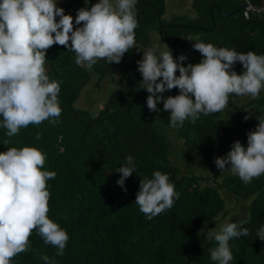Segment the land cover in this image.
Segmentation results:
<instances>
[{"label": "trees", "instance_id": "1", "mask_svg": "<svg viewBox=\"0 0 264 264\" xmlns=\"http://www.w3.org/2000/svg\"><path fill=\"white\" fill-rule=\"evenodd\" d=\"M120 1L114 12L70 0L113 43L91 59L77 28L49 25L44 14L35 16V40L14 52L0 0V264H264V89L232 102L254 79L264 82V13L214 8L212 18L214 3L227 13L245 0H194L197 17L172 22L210 27L201 30L168 25L163 0ZM140 5L145 20L129 35L146 47L155 31L167 46L154 91L122 42L121 30L143 19ZM89 68L97 88L114 69L125 81L94 115L74 106ZM223 71L227 94L218 90ZM211 93L230 109L249 108V120L234 125L217 105H195ZM196 151L207 165L229 151L242 169L218 179L185 174L170 159ZM222 188L250 199L249 213L217 231L228 213Z\"/></svg>", "mask_w": 264, "mask_h": 264}, {"label": "rangeland", "instance_id": "2", "mask_svg": "<svg viewBox=\"0 0 264 264\" xmlns=\"http://www.w3.org/2000/svg\"><path fill=\"white\" fill-rule=\"evenodd\" d=\"M6 1V0H5ZM55 5L53 7L56 8V12L50 15L49 11H52L51 8H47L44 10L42 5L37 6V1L35 0H9L6 4L5 10L8 16V24L12 27L13 30V39L11 42V46L14 52L28 46L31 44L39 30H37L36 24L30 22L31 16H36V14H44L48 21L51 22L50 25L56 26H64L69 24V22L74 21L76 18L75 15H72L71 9L64 4V2L70 3V5L77 9L79 17L80 8L77 6H73L70 0H54ZM101 4L106 6L108 9L114 12L122 11V4L120 0H99ZM171 4V0H169ZM36 4V5H35ZM174 8L173 11L170 9L165 10L162 15V19L165 21L172 22L173 18L184 16L183 9L186 7H177L175 4L169 5ZM182 8V9H181ZM2 11H0V14ZM59 13V16L56 14ZM173 13V14H172ZM57 16V18L55 17ZM182 16V17H183ZM55 17V18H54ZM186 19H191L189 15L184 16ZM59 18V19H58ZM35 20V17H34ZM177 23V22H172ZM169 24V23H168ZM185 24V23H182ZM87 24H82L76 28L80 31V33L87 39L88 42L93 47V54L91 59H97L103 53H108L113 51V43L107 41V35L102 31L92 30ZM2 33H0L1 35ZM151 41L148 46L142 47L139 44H136L133 37L129 34H126L122 38V42L125 46L130 47L135 52V57H137V61L145 66L147 69V79L146 85L149 91H154L157 88V79L160 78L163 72H165V66L163 63V57L167 52V46L161 41L159 35L155 31H150ZM112 47V48H110ZM91 79L89 83L83 88L80 96L74 102V106L80 109L88 110L91 114H97V112L103 107V103L106 100L108 94L115 89H122L125 86V81L119 75L117 69H114V72L108 76H106L101 82L99 88L95 86L96 83V75L89 68ZM222 73H225L224 71ZM228 73V72H227ZM229 75V74H228ZM255 74L254 76H256ZM228 76L222 74L220 76V93H228L231 80L228 81ZM264 89V82L262 79L256 78L253 80L251 88L242 97L232 98V102L235 105H240L244 103L246 100H250L255 97L258 91ZM259 94V93H258ZM225 101L222 98V94L211 93L202 97H199L195 105L198 107H203L206 104H215L219 107L220 113L223 117L228 118L234 125L245 123L249 120L251 116V110L249 108H245L243 110H233L226 106ZM169 142L172 145V148L176 149V141H173L169 137ZM183 151V150H180ZM183 154V152H180ZM180 153L171 154L170 159L177 165L180 166V171L185 174H203V175H213L218 179H222L224 176L240 172L242 169L241 163L235 158L233 154L229 151H224L218 153L214 160L210 164L204 163V161L200 160L201 156L200 152L196 151L190 154H184V156L180 157ZM178 154H180L178 156ZM219 193L222 196L225 208L228 209V213L225 216L217 217L215 223L213 224V228L217 231L225 230L227 228H237L246 217H248L249 213V204L250 199H237L227 192L226 189H219Z\"/></svg>", "mask_w": 264, "mask_h": 264}, {"label": "crops", "instance_id": "3", "mask_svg": "<svg viewBox=\"0 0 264 264\" xmlns=\"http://www.w3.org/2000/svg\"><path fill=\"white\" fill-rule=\"evenodd\" d=\"M9 0H6L5 1V6H6V4H7V2H8ZM35 1H37V6L38 5H42V7H43V9L44 10H47V8H51L52 9V11H49L48 10V12L50 13V15H52V13H54V12H56V8L55 7H53L54 5H55V1L54 0H35ZM99 1V0H98ZM164 1V12H165V10H166V8L167 9H170V11H173L174 10V8L173 7H171V6H169V5H176L177 7H186L185 9H183V11L184 10H186L185 12H184V16H186V15H189L190 17H192L191 19H195L196 17H197V13H196V11L194 10V8H193V2H194V0H171V4H170V2H169V0H163ZM52 3V5H50ZM64 4L68 7V5L67 4H69V8L71 9V14L72 15H75L76 16V18L77 19H75L74 21H72V22H69V24H66V25H72V26H74L75 28L76 27H78L79 28V26L80 25H82V24H87V25H85V28H86V26H89V24L83 19V17H82V15H81V17H79V14H78V12L79 11H77V9L76 8H74V7H72L71 5H70V3H66V2H64ZM36 5V4H35ZM74 6V5H73ZM76 7V6H75ZM79 8V7H78ZM182 9V8H181ZM8 12V11H7ZM80 14H81V9H80ZM173 14V13H172ZM7 15V14H6ZM57 16H59V13L58 14H56ZM57 16H55L56 18H57ZM183 16V15H182ZM181 16V17H182ZM183 16V17H184ZM34 17L35 16H31V18H30V22H33V23H35V20H34ZM54 17V18H55ZM59 19V18H58ZM47 21H48V19H47ZM50 23L51 22H49L48 21V24L50 25ZM37 27V26H36ZM90 27V26H89ZM77 28V29H78ZM93 30V29H92ZM110 48H112V47H110ZM113 49V48H112ZM136 59H138L137 57H136Z\"/></svg>", "mask_w": 264, "mask_h": 264}, {"label": "water", "instance_id": "4", "mask_svg": "<svg viewBox=\"0 0 264 264\" xmlns=\"http://www.w3.org/2000/svg\"><path fill=\"white\" fill-rule=\"evenodd\" d=\"M252 3H256L258 2V0H250ZM148 3V2H146ZM141 6H139V10L143 16V13H142V10H141ZM245 6V3L236 7L234 10H232L231 12H222L221 11V8L220 6L217 4V3H214L211 7H210V14H211V17L213 18V11H214V8H216L220 13L222 14H225V15H230V14H233V13H236L238 12L239 10H241L243 7ZM145 20V17L143 16V19L141 20H137L133 23V29L132 31H127V30H121L122 33H126V34H131L135 31V28H136V24H141L143 23ZM168 25H174V26H179V27H191V28H196V29H201V30H208L210 29V27H204V26H200V25H195V24H188V23H185V24H182V23H169ZM214 26V25H213Z\"/></svg>", "mask_w": 264, "mask_h": 264}, {"label": "built area", "instance_id": "5", "mask_svg": "<svg viewBox=\"0 0 264 264\" xmlns=\"http://www.w3.org/2000/svg\"><path fill=\"white\" fill-rule=\"evenodd\" d=\"M245 6L243 7V15L248 18L251 14L264 13V0H258L256 3H252L250 0H245Z\"/></svg>", "mask_w": 264, "mask_h": 264}, {"label": "bare ground", "instance_id": "6", "mask_svg": "<svg viewBox=\"0 0 264 264\" xmlns=\"http://www.w3.org/2000/svg\"><path fill=\"white\" fill-rule=\"evenodd\" d=\"M0 33H2V32L0 31Z\"/></svg>", "mask_w": 264, "mask_h": 264}, {"label": "clouds", "instance_id": "7", "mask_svg": "<svg viewBox=\"0 0 264 264\" xmlns=\"http://www.w3.org/2000/svg\"><path fill=\"white\" fill-rule=\"evenodd\" d=\"M0 31H1V30H0ZM1 36H2V35H1ZM1 36H0V37H1Z\"/></svg>", "mask_w": 264, "mask_h": 264}]
</instances>
